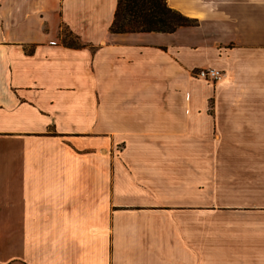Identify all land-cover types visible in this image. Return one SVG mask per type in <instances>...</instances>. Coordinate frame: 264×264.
Masks as SVG:
<instances>
[{
	"label": "crops",
	"instance_id": "obj_1",
	"mask_svg": "<svg viewBox=\"0 0 264 264\" xmlns=\"http://www.w3.org/2000/svg\"><path fill=\"white\" fill-rule=\"evenodd\" d=\"M116 5L0 0V264H264V0Z\"/></svg>",
	"mask_w": 264,
	"mask_h": 264
},
{
	"label": "trees",
	"instance_id": "obj_2",
	"mask_svg": "<svg viewBox=\"0 0 264 264\" xmlns=\"http://www.w3.org/2000/svg\"><path fill=\"white\" fill-rule=\"evenodd\" d=\"M196 25L195 19L183 16L170 8L167 0H117L109 31L112 33H172L180 27ZM68 44L78 46L74 41Z\"/></svg>",
	"mask_w": 264,
	"mask_h": 264
},
{
	"label": "built area",
	"instance_id": "obj_3",
	"mask_svg": "<svg viewBox=\"0 0 264 264\" xmlns=\"http://www.w3.org/2000/svg\"><path fill=\"white\" fill-rule=\"evenodd\" d=\"M51 44H54V42ZM195 75L197 78L207 82H216L222 76V72L213 68H202L199 69Z\"/></svg>",
	"mask_w": 264,
	"mask_h": 264
},
{
	"label": "rangeland",
	"instance_id": "obj_4",
	"mask_svg": "<svg viewBox=\"0 0 264 264\" xmlns=\"http://www.w3.org/2000/svg\"><path fill=\"white\" fill-rule=\"evenodd\" d=\"M68 37V36H67ZM1 226H2V224H0V228H1ZM6 230V229H5ZM8 230H10L11 231V227L8 229ZM0 231H3V230H1L0 229ZM7 242H8V240L7 241H5V248H7ZM2 244V243H1ZM9 245H11V241H10V244H8V246ZM1 246H4V245H1ZM11 247V246H10ZM10 249V248H9Z\"/></svg>",
	"mask_w": 264,
	"mask_h": 264
}]
</instances>
